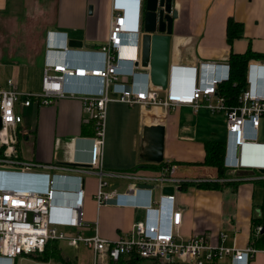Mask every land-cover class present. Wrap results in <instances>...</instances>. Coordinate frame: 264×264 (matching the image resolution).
I'll return each mask as SVG.
<instances>
[{
  "label": "crops",
  "instance_id": "0c3cea01",
  "mask_svg": "<svg viewBox=\"0 0 264 264\" xmlns=\"http://www.w3.org/2000/svg\"><path fill=\"white\" fill-rule=\"evenodd\" d=\"M114 1L124 7L129 30L141 28L143 0H0V16L8 13L16 17H32L33 22L39 24L41 37L44 38V49L29 55V30L25 28L27 35L23 37L18 34L22 28L20 25L10 26L13 36H3L0 44V88L9 87L8 81L12 80L18 90L39 92L44 63L48 59L64 58L63 52L49 48L62 46L66 38L82 41L81 48L65 55L67 62L99 65V55L93 50L108 35ZM172 5L178 15L173 19L169 90L191 91L193 79L199 73L198 63L231 61V54H243L249 50L256 56L247 61L245 81L250 76L264 75V68L249 67L250 62L264 63V0H172ZM230 19L237 22L240 28H237V34L231 41L227 32ZM126 43L131 44V40ZM137 69L139 77L149 71V67L141 62ZM224 70L220 66L211 73L221 75ZM66 85L72 89L95 90L100 80L96 77H73ZM238 94H231L235 97L231 103L236 101ZM17 109L23 116L21 127L24 131L18 144L20 158L60 164L87 162L90 159L93 126L78 97L62 96L49 105L32 102L28 106L18 105ZM158 121L165 125L163 160L177 162L175 174L184 181L180 188L173 191L175 204L181 210L179 236L186 238L193 232L206 231L210 241L216 244L221 242V233H224L222 243L227 247L244 248L249 245L254 237V225L257 222L264 224V116L257 126L250 122L246 124V139L239 150L240 165L232 168L223 165L227 137L223 112H212L204 106L194 110L189 105H176L169 109L143 108L136 103L111 100L105 120L103 167L112 171L156 174L160 166L141 164L139 153L144 143L143 125ZM207 142L219 145L222 169L205 163ZM55 172L73 173L36 167L29 173L0 168V187L43 191L53 177L51 173ZM69 178L59 177L56 182L71 189L74 184ZM105 180V190L123 193L127 189L126 178L106 175ZM201 181H215L217 185H199ZM96 189L97 176L86 175L83 217L89 226L80 232L83 235L92 234L93 223L97 220L99 233L108 239L134 234V223L146 217L145 210L132 205H97L94 197ZM71 191H56V203L51 208V221L62 229L70 228L65 223L69 215L68 204L74 196ZM162 193L159 186L139 188L138 185L134 196L125 195L124 201L144 203L148 201L149 194L158 200ZM63 241L50 242L45 253L48 250L53 252L54 244L58 246L59 253H52L46 259L38 257L42 251L23 254L29 260L26 263L53 264L50 259H54L60 264H92L90 248L82 243L72 246L65 241L66 244H62ZM255 244L262 247V236L256 239ZM25 259L19 255L13 264H23ZM232 263V257L225 255L207 264ZM248 264H264V252L257 251Z\"/></svg>",
  "mask_w": 264,
  "mask_h": 264
},
{
  "label": "built area",
  "instance_id": "2783aa9c",
  "mask_svg": "<svg viewBox=\"0 0 264 264\" xmlns=\"http://www.w3.org/2000/svg\"><path fill=\"white\" fill-rule=\"evenodd\" d=\"M111 18L108 35L93 52L99 55V65L69 63L63 59H48L43 66L41 90L39 92L18 90L12 80L9 87L0 88V168L8 167L29 173L34 167L57 169L73 173H51L52 179L47 182V189L37 191L26 187H0V260L10 264L23 254L41 252L48 241L64 240L69 245L80 243L90 248L93 254L92 264H110L120 257L136 256L141 259L161 261L162 264H207L225 255H230L232 264H248L257 251L264 252V225H254V237L244 248H231L222 241L212 243L206 231L193 232L188 237L179 236L181 210L175 204L173 193H162L158 200L149 194L147 202L124 201V196L133 197L139 183L163 187L173 185L174 190L183 185V180L175 173L178 163L171 159L161 162L156 174H140L137 171H112L103 167V143L105 120L108 102L119 100L136 103L143 108L162 107L169 109L176 105H189L194 110L201 106L212 112L225 114L227 137L225 140L223 165L238 167L239 150L245 138V127L248 122L253 126L259 124L264 116V75L254 76V82L248 78L234 103L220 91V85L229 79L231 68L229 61L200 62L209 75L215 76L208 85L201 86L198 80L191 91H172L168 88L154 86L149 71L138 75L140 63L141 28L131 31L128 28L125 9L115 1L111 4ZM131 40V44L126 43ZM67 38L63 43L65 47ZM61 46L49 48L60 51ZM128 52V53H127ZM130 52V53H129ZM249 67L264 68V63L250 62ZM224 67L221 75L211 73L216 67ZM248 68V66H247ZM73 77H92L100 80L95 90L72 89L66 83ZM217 79V81H216ZM256 81V85H255ZM260 82V88L257 87ZM62 96L78 97L87 118L93 126L90 159L87 162L71 164L41 163L25 160L18 156L20 135L24 133L22 113L17 106H28L32 102L49 105ZM234 150L227 156L228 148ZM97 176L95 200L97 205L115 204L132 205L145 210V218L134 223V234L120 235L108 239L99 233L97 220L93 223V232L83 235L80 230L89 226L83 217V195L85 176ZM106 175H115L128 179L127 189L123 193L105 190ZM57 177V178H56ZM59 177H70L73 186L58 184ZM69 178V179H70ZM150 182V183H148ZM73 193V200L68 204L69 215L65 223L69 229H62L51 221V208L56 203V191ZM160 205L165 209V220L153 219V211ZM150 214V215H149ZM263 238L262 247H257L256 239Z\"/></svg>",
  "mask_w": 264,
  "mask_h": 264
},
{
  "label": "water",
  "instance_id": "95a60500",
  "mask_svg": "<svg viewBox=\"0 0 264 264\" xmlns=\"http://www.w3.org/2000/svg\"><path fill=\"white\" fill-rule=\"evenodd\" d=\"M144 12L141 23L140 62L149 67V75L154 86L166 89L170 81V48L173 19L178 12L173 8L172 0H143ZM91 10V9H90ZM89 10V11H90ZM82 47V41L76 38L67 40L66 46L59 48L64 55L71 54ZM165 125L163 122H151L143 125V145L140 157L146 161L160 163L164 158ZM5 171L18 169L2 167ZM151 184L139 183V188H151ZM164 193H173V185H164Z\"/></svg>",
  "mask_w": 264,
  "mask_h": 264
},
{
  "label": "trees",
  "instance_id": "16d2710c",
  "mask_svg": "<svg viewBox=\"0 0 264 264\" xmlns=\"http://www.w3.org/2000/svg\"><path fill=\"white\" fill-rule=\"evenodd\" d=\"M144 12V11H143ZM143 12H142V17H143ZM239 24L235 22L234 20H229L228 21V26H227V32H228V40L231 41L233 36L237 34V28ZM240 29V28H238ZM256 53H252L250 50L243 53V54H231L230 60L234 62L236 65V69L233 68L232 62L229 61L230 67H231V74L228 80L224 81L220 85V91L223 92L227 96V100L231 102L234 98L231 96L232 93L235 94V96L238 94V91L245 86V70L247 67V61L251 56H256ZM235 82L234 85L231 83ZM227 84L226 88H224V85ZM206 157H205V163L211 164V165H216L219 169H222V161H220V147L216 143L213 142H207V149H206ZM139 161L143 165H156L160 166V163H153L144 160L143 158L139 157ZM199 185H205V186H216L217 183L215 181L212 182H199ZM260 223V222H257ZM256 223V224H257ZM264 225V224H263ZM52 241H58V240H51L48 241L45 245V248L41 252V254L38 255V257L42 259H46L50 254L52 253H59V248L56 244H54V251L52 252L51 250L46 251L47 246L50 244ZM43 253V254H42ZM55 255V254H53ZM143 259L138 258L136 256H132L130 258H125V257H120L118 261L110 262V264H134L138 263Z\"/></svg>",
  "mask_w": 264,
  "mask_h": 264
},
{
  "label": "rangeland",
  "instance_id": "374dc122",
  "mask_svg": "<svg viewBox=\"0 0 264 264\" xmlns=\"http://www.w3.org/2000/svg\"><path fill=\"white\" fill-rule=\"evenodd\" d=\"M20 25L22 28L19 29V35L25 37L27 35L26 29H28V35H27V40L29 41V45L27 46L28 48V53L29 55H35L36 53L41 52L44 49V38L41 37V29L38 23L33 22L32 17H27L24 16H12L8 13H5L0 16V44L2 43V37H12L13 33L10 30V26L12 25ZM28 26V28H27ZM26 28V29H25ZM66 244L65 241H63L62 244ZM24 259L26 258L24 255H22ZM27 259L24 260L23 264H25ZM50 262L53 264H60V262L55 261L54 259H50ZM28 264V263H26ZM134 264H162L161 261H152L149 259H143L139 261L138 263Z\"/></svg>",
  "mask_w": 264,
  "mask_h": 264
},
{
  "label": "clouds",
  "instance_id": "9594fccd",
  "mask_svg": "<svg viewBox=\"0 0 264 264\" xmlns=\"http://www.w3.org/2000/svg\"><path fill=\"white\" fill-rule=\"evenodd\" d=\"M198 72H197L198 74L196 75V78L193 79V85L198 80V82H199V84L201 86H205V85H208L209 84L208 83L209 81H211L213 78H215V76H212L211 77L209 75V73L206 71V68L204 66H202V65L199 67ZM249 78H250L249 79L250 81L254 82V77L250 76ZM216 81H217V79H216ZM255 85H256V81H255ZM257 87L260 88V82H258V81H257ZM233 151L234 150L232 149V147L231 148H228L227 149V152H226L227 156L230 154V152L233 153ZM165 214H166L165 209L163 208L162 205H160V207L158 208V210H154L153 211V215H154V218L153 219L160 220V223L162 224L163 221L165 220V217H166ZM0 264H3L1 262V260H0ZM10 264H13V261H11Z\"/></svg>",
  "mask_w": 264,
  "mask_h": 264
}]
</instances>
